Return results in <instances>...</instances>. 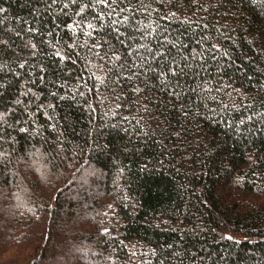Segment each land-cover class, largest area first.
<instances>
[{"label": "trees", "instance_id": "16d2710c", "mask_svg": "<svg viewBox=\"0 0 264 264\" xmlns=\"http://www.w3.org/2000/svg\"><path fill=\"white\" fill-rule=\"evenodd\" d=\"M89 3L0 0V264H264V0H145L188 44L166 81L90 52L136 55Z\"/></svg>", "mask_w": 264, "mask_h": 264}, {"label": "snow or ice", "instance_id": "6c2138e0", "mask_svg": "<svg viewBox=\"0 0 264 264\" xmlns=\"http://www.w3.org/2000/svg\"><path fill=\"white\" fill-rule=\"evenodd\" d=\"M76 2L77 0H71V3ZM194 2H196V0H194ZM125 3H127L126 7H120L121 4ZM67 6L68 5L65 4V7ZM100 6H102L103 10H98L93 16L92 21H89L82 27L80 23H74H76L77 27L83 31V34L86 37H92L93 33L105 28V18H107L108 24L111 26V31L114 34L112 36V40L121 46L129 48L127 53L129 56H133V53L136 54L133 56V64L131 66L126 64L117 65L116 62L120 61L121 57L115 53L111 56H107V53L102 54L100 49L103 45L99 40H97L95 44L91 45L89 50L90 52L95 50L93 54L100 60H104L107 57V59L111 61L113 68L119 67L121 69L120 75H123V72L127 71L129 67L134 69H144L145 71H155V69L152 68V64L154 62H158L161 65L167 63L168 70L164 71L161 69L157 73L161 80L166 81L169 73H171L172 76H176L178 73L182 75L185 69L191 68V61L181 67L176 59V56L172 54L173 50H176L177 55H179L180 49L188 47V44L182 43V38L185 34L180 32L177 35H173V33L178 30L169 27V25L173 22V19L177 16L175 12L166 13L160 16V20L167 22L165 24H160L156 21H152L151 19L148 23H144L143 20L135 18L136 13L146 14L148 17H151L153 12H159V9L151 8L150 3H145V0H139V4L136 6L132 5V0H90V3L83 5L76 15H81L85 12V9L89 7L93 9H100ZM0 11H2V9H0ZM96 21H99V27H97ZM182 23H189L188 18H185ZM121 27H124L126 30L121 31ZM203 27L208 28V25L205 24ZM68 28L72 29L73 33H75L76 29L73 28V25H68ZM85 28L87 31H84ZM128 29H131V31H128ZM105 36H108L107 32L105 33ZM149 37L154 39L156 44L155 49L150 47L148 43H136L134 48L127 44V41H144ZM206 39L207 37H201V39L196 41V43L201 44L202 46L203 41ZM107 42L111 43V41ZM33 47L35 46L33 45ZM141 49L144 50L143 54H141ZM212 49L219 51V46L213 44ZM56 54L60 56L59 51H57ZM197 56L203 60V53H197L195 49H193L192 59L195 60ZM212 58L215 59V55H213ZM60 59L63 61L66 57L60 56ZM182 59L188 61L187 56L182 57ZM21 67H23V65H21ZM101 67H103V65H101ZM201 68H203L202 65ZM139 74V72H133V76H138ZM93 75L95 74L93 73ZM124 78L131 79L132 77L125 76ZM96 79L99 81V85H103L105 82L103 77L97 76ZM99 85L97 86V92H99ZM89 91H91V89H89ZM137 91H139V89H137ZM193 91H195V89H193ZM81 95H83V93H81ZM170 95L178 97L179 93L170 92ZM116 107L118 108L120 105H116ZM249 119H251V117H249ZM0 120H3V113H0ZM241 123H243V121H241ZM20 131L24 132L26 129L21 128ZM0 155L3 154L0 153ZM105 232H107V229H105ZM228 239H231V237H228Z\"/></svg>", "mask_w": 264, "mask_h": 264}]
</instances>
